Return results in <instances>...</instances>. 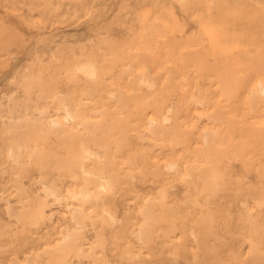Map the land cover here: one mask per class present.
Returning <instances> with one entry per match:
<instances>
[{
  "label": "rangeland",
  "instance_id": "obj_1",
  "mask_svg": "<svg viewBox=\"0 0 264 264\" xmlns=\"http://www.w3.org/2000/svg\"><path fill=\"white\" fill-rule=\"evenodd\" d=\"M221 22H223L222 25ZM217 24L220 25L219 28ZM225 27L230 28L231 31H236L239 27V31L231 33L226 28L227 32L229 30L226 33L223 30ZM241 27L243 30L240 29ZM212 28H215L214 33L217 35L210 32ZM249 28H251L250 31ZM263 28L264 0H0V264H53L56 262V257L57 259L63 257V262L61 261L60 264H264V146H262L264 137L253 136V138L246 137L245 139L243 136L244 132L253 133L261 129L258 128L260 125H264V101L260 100L259 104L251 108L245 102L246 92L244 93V90L239 87V78L250 74L251 65L257 59L264 60ZM224 31L226 34L223 33ZM226 37H229V41H226ZM223 42L225 44L227 42L226 47ZM237 42L241 44V47ZM219 46L222 47L219 48ZM140 52L144 54V58L147 56L145 60L148 61L142 68L133 61L135 57L143 56L138 55ZM247 52L252 55L249 53L246 57ZM88 54L96 56L106 69L107 73L104 72L103 77L105 84L108 85L105 86L103 82L102 86L105 88L100 87L102 92H99L101 91L99 88L95 94H89V96L88 94L82 95L80 89L81 93L80 91L78 93L77 89H82V87L68 75L73 60L78 57L83 58ZM249 55L251 58L253 56L254 60ZM238 58L244 60L241 61ZM129 62H132L133 66ZM221 68L227 75L225 91L218 87L222 82H220L217 71ZM143 70H148L152 76H160L156 78L158 86L154 89L155 91L153 90L154 92L145 90L139 98H135L134 94L132 95V89L127 87L129 86L126 83L129 80L127 72H134L133 75H138ZM207 72L212 75H208ZM121 73H126V75ZM162 77L163 82L166 79L164 83L160 81ZM217 78L220 81H217ZM122 80L124 81L121 82ZM111 89L116 96L110 94ZM69 91H73L74 94L70 95ZM106 92H109V95ZM76 94L79 95L76 96ZM90 95L93 97L91 98ZM121 95L124 102L117 101L118 96ZM80 96L84 107L81 106ZM110 96H112L111 99ZM63 97L69 99L73 107L76 108L79 105L83 119H89V116L93 119L95 114L90 111L96 113V109L106 107L107 101V106L112 108L132 110L141 108V106L146 108L148 114L145 117L144 126L147 125V120L154 111L152 109L157 106L159 99L167 100L164 101V107L173 104L175 114H179L178 119L176 117L170 124H167L168 133L162 134L163 137L161 134L159 138L151 134L150 138L138 139L135 136L138 131L132 132L135 133V141L139 140V146L148 151V162L150 161L148 173L121 178L111 194L112 197L108 195L110 200L108 202L96 204L93 201L86 202L83 207L84 216L78 222L72 215L77 207L76 199L71 197L69 192L72 189L73 179L62 170L59 172L60 169L54 164L56 155L71 153L68 150L69 139L64 141L66 138L62 135L63 133L58 134L57 131H51L45 127L42 130L41 126L40 128L39 125L34 124L38 116L63 117L64 113L60 108V99ZM106 97H108L107 101L102 100L107 99ZM218 100L221 104H218ZM85 103L92 104L89 106ZM93 105L96 109H93ZM85 108L88 112L87 110L85 112ZM216 108L230 122L226 121V124H229L228 128L224 122L219 125L218 130L217 124L214 126L208 118L207 114L214 112ZM40 110L47 111L41 113ZM33 126L34 132L32 131ZM205 127L214 128L213 130L217 131L215 145L219 150L214 152L210 159L199 157L194 150L201 146L198 139ZM36 129L40 131L37 132ZM170 129L171 131L176 129V133L174 134L173 131L170 133ZM26 130L32 134L29 136ZM26 135L31 137L30 140ZM43 135L47 140L43 139ZM13 137L16 139H12ZM155 139L158 141L156 142ZM240 139L243 140H241L242 143ZM15 140L23 143L22 148L16 150L20 156L19 161H15L10 155L11 146H16ZM64 143L68 145L65 146L66 148H64L66 145ZM259 143H261V149L258 146ZM113 144L112 147L115 146ZM225 147H229L228 155L226 152L225 155L223 154ZM34 148L38 151L34 152ZM57 148L60 149L57 150ZM126 150L128 146L123 149L125 155L121 153L123 157L128 152ZM36 152L39 154L42 152L43 155L48 153L47 157L52 159L49 161L46 158V162L37 163L30 157L37 154ZM119 158L122 157L119 156ZM167 161L176 162L175 169H168L165 163ZM215 161L219 162L220 171L222 170L218 177L220 184L215 188L203 189L201 181L198 180L199 184L195 187L197 177L196 175L188 176L186 166L194 163L201 167L203 163ZM156 163L160 165L161 171L165 170V173L155 172V169L159 168L156 167ZM153 164L156 166L154 167ZM46 186L52 188L54 193L47 191ZM145 188L148 189L145 190ZM142 205L143 208H141ZM39 207L43 209L44 221L41 218L42 220L39 219L35 224L31 221L26 222L28 218L25 215ZM147 207L150 208L152 217L147 221L143 236H139L141 225L146 224L143 210ZM106 209L110 211L111 216ZM85 226H88L87 229ZM73 231L81 233L77 234L76 242L81 249L76 250L78 254L72 250L70 253L62 254L61 252L60 255V250L55 251L54 249L62 240L64 233Z\"/></svg>",
  "mask_w": 264,
  "mask_h": 264
},
{
  "label": "bare ground",
  "instance_id": "obj_2",
  "mask_svg": "<svg viewBox=\"0 0 264 264\" xmlns=\"http://www.w3.org/2000/svg\"><path fill=\"white\" fill-rule=\"evenodd\" d=\"M184 1V0H183ZM234 1V0H233ZM247 1V0H246ZM191 2V1H190ZM193 2V1H192ZM209 2V1H208ZM207 2V3H208ZM219 2V1H218ZM217 2V3H218ZM222 2V1H221ZM195 3V2H194ZM227 2L225 1V4H226ZM183 4V3H182ZM213 4V3H212ZM220 6V5H219ZM222 6V5H221ZM197 7V6H196ZM228 7H231V6H228ZM251 7V6H250ZM188 8H190V6L188 7ZM218 8V7H217ZM220 8V7H219ZM224 8V7H223ZM211 9H213V7H211ZM245 9V8H244ZM220 10V9H219ZM239 10V9H238ZM253 10V9H252ZM193 11V10H192ZM191 11V12H192ZM231 12V11H230ZM233 12V11H232ZM246 12V11H245ZM193 13V12H192ZM227 13V12H226ZM249 14V13H248ZM192 15H194V14H192ZM221 15V14H220ZM199 16V15H198ZM194 17V16H193ZM207 17V16H206ZM205 17V18H206ZM228 17H230L229 15H228ZM218 18V17H217ZM255 18H257V17H255ZM165 19V18H164ZM220 19V18H219ZM223 20V19H222ZM207 21V20H206ZM205 21V22H206ZM216 21L218 22V20L216 19ZM214 22V21H213ZM226 22V21H225ZM212 23V22H211ZM215 23V22H214ZM227 23V22H226ZM243 23V22H242ZM223 24V22H221V25ZM240 24V23H239ZM259 24V23H258ZM183 25V24H182ZM206 25H208V24H206ZM205 25V26H206ZM213 25V24H212ZM238 25V24H237ZM151 26V25H150ZM170 26V25H169ZM202 26V25H201ZM205 26H204V28H205ZM217 26H218V24H217ZM226 26V25H225ZM148 27V26H147ZM207 27V26H206ZM220 27V25L218 26V28ZM258 27V26H257ZM204 28H203V30H204ZM208 28V27H207ZM206 28V29H207ZM226 28L227 29H229L230 30V28H228V27H225L223 30H225L226 31ZM232 28V27H231ZM132 29V28H131ZM234 29V28H233ZM232 29V30H233ZM236 29V28H235ZM238 29H239V27H238ZM236 30V31H239V30ZM241 30H243L242 29V27L240 28ZM264 29V28H263ZM156 30V29H155ZM175 30V29H174ZM214 30H215V28H212V29H210V32L212 33V34H215L214 33ZM229 30H228V32H229ZM251 30V28H249V31ZM252 30H253V27H252ZM256 30V29H255ZM193 31V30H192ZM209 31V30H208ZM225 31L223 32V33H225ZM231 31V30H230ZM236 31H231V33L232 32H236ZM247 31V30H246ZM153 32V31H152ZM216 32V31H215ZM219 32V34H220V31H218ZM227 31H226V33H228ZM150 33V32H149ZM174 33V32H173ZM181 33V32H180ZM207 33V32H206ZM205 33V34H206ZM225 33V34H226ZM218 34V35H219ZM146 35V34H145ZM150 35V34H149ZM207 35V34H206ZM215 35H217V34H215ZM224 35V34H223ZM148 36V35H147ZM209 36V35H208ZM232 36H233V34H232ZM236 36V35H235ZM251 36V35H250ZM145 37V36H144ZM149 37V36H148ZM153 37V36H152ZM190 37V36H189ZM217 37H219V36H217ZM252 37V36H251ZM149 38H151V37H149ZM235 38V37H234ZM239 38V37H238ZM263 38V37H262ZM212 39V38H211ZM214 39H215V37H214ZM229 39V37L227 38L226 37V41ZM242 39V38H241ZM246 39V38H245ZM148 40V39H147ZM193 40V39H192ZM216 40V39H215ZM234 40V39H233ZM233 40L231 41V43L233 42ZM235 40H236V38H235ZM243 40V39H242ZM251 40V39H250ZM194 41V40H193ZM209 41V40H208ZM213 41V43H214V40H212ZM219 41V40H218ZM223 41V40H222ZM229 41V40H228ZM253 41V40H252ZM257 41V40H256ZM201 42V41H200ZM203 42V41H202ZM210 42H211V40H210ZM234 42H236V41H234ZM241 42V41H240ZM250 42V41H249ZM212 43V42H211ZM224 43V42H223ZM238 44H239V42H237ZM236 43V44H237ZM262 43V42H261ZM134 44V43H133ZM170 44V43H169ZM173 44V43H172ZM202 44V43H201ZM216 44H218V43H216ZM215 44V45H216ZM225 44V43H224ZM228 44H229V42H228ZM243 44V43H242ZM116 45V44H115ZM124 45V44H123ZM122 45V46H123ZM126 45V44H125ZM124 45V46H125ZM129 45V44H128ZM135 45V44H134ZM197 45V44H196ZM214 45V44H213ZM233 45H235V44H233ZM232 45V47H234ZM240 45V47H241V44H239ZM256 45V44H255ZM200 46V45H199ZM204 46V45H203ZM212 46V45H211ZM224 46V45H223ZM227 46V42H226V44H225V47ZM235 46H237V45H235ZM243 46V45H242ZM127 47H129V46H127ZM143 47V46H142ZM174 47H175V45H174ZM195 46H193V48H194ZM205 47V46H204ZM210 47V46H209ZM213 47V46H212ZM220 47H222V46H219V48ZM224 47V48H225ZM232 47H231V49H232ZM245 47H246V45H245ZM255 48H256V46H254ZM260 47H262V46H260ZM141 48V47H140ZM165 48V47H164ZM195 48H197V46L195 47ZM203 48V47H202ZM217 48V47H216ZM228 48V47H227ZM227 48H226V51H227ZM258 48H259V46H258ZM257 48V49H258ZM120 49V48H119ZM188 48H186V50H187ZM205 49V48H204ZM214 49H215V47H214ZM223 48H221V50H222ZM228 49H230V47L228 48ZM241 49V48H240ZM239 49V50H240ZM243 49V48H242ZM263 49V48H262ZM112 50V49H111ZM191 50V49H190ZM211 50V49H210ZM219 50V49H218ZM237 50V49H236ZM238 50V51H239ZM256 50V49H255ZM206 51V49L204 50V52ZM224 51H225V49H224ZM143 52V51H142ZM142 52H140V53H138V55H143V56H137V57H135L134 58V62L138 65V67H140V68H142V67H144V66H146V63H148V61L146 62V58H147V56H146V58H144L145 56H144V54L146 55V53H142ZM130 53V52H129ZM222 53H223V51H222ZM238 53V52H237ZM245 53V52H244ZM250 53V52H249ZM248 52L245 54L246 55V57H247V54H249ZM134 54H136V53H134ZM211 54H212V52H211ZM61 55V54H60ZM148 55V54H147ZM194 55V54H193ZM244 55V56H245ZM250 55H252L251 53H250ZM250 55H249V57H250ZM171 56V55H170ZM187 56V55H186ZM198 56H199V54H198ZM197 56V59L200 57H198ZM211 56H213V55H211ZM216 57H217V55H215ZM100 57V56H99ZM106 57V56H105ZM128 57H130V56H128ZM149 57V56H148ZM248 57V58H249ZM251 58V57H250ZM253 58V59H252ZM252 60H254V57L252 56ZM110 59V58H109ZM146 59V60H145ZM239 59V58H238ZM241 59V58H240ZM239 59V60H240ZM256 59V58H255ZM261 59V58H260ZM112 60H114L113 58H112ZM199 60H201V59H199ZM217 60H218V58H217ZM242 60H244V59H241V61ZM246 60V59H245ZM116 61V60H115ZM130 61V60H129ZM219 61V60H218ZM248 61V60H247ZM72 62V61H71ZM111 62V61H110ZM114 62V61H113ZM117 62V61H116ZM152 62V61H151ZM177 62V61H176ZM192 62V61H191ZM190 62V63H191ZM235 62V61H234ZM239 62V61H238ZM246 62V61H245ZM249 62V61H248ZM251 62V61H250ZM255 62V61H254ZM130 63V62H129ZM132 63V62H131ZM130 63V64H131ZM188 63V62H187ZM186 63V64H187ZM194 63H195V61H194ZM200 63H202V61L200 62ZM199 62H198V64H200ZM220 63V62H219ZM240 63V62H239ZM244 63V62H243ZM253 63V62H252ZM68 65H69V63H67ZM71 64V63H70ZM106 64V63H105ZM110 64V63H109ZM133 64V63H132ZM131 64V66H133ZM192 64V63H191ZM251 64V63H250ZM249 64V65H250ZM123 65V64H122ZM153 65V64H152ZM202 65H203V63H202ZM205 65V64H204ZM221 65V64H220ZM127 66H129V65H127ZM126 66V67H127ZM131 66H130V68H131ZM136 66V65H135ZM184 66V65H183ZM190 66V65H189ZM192 66V65H191ZM227 66V65H226ZM71 68H70V71H69V73H68V75H70V77L72 78V79H74V81L76 80L77 82H78V84L80 85V87H82V89L81 88H78L77 90V92L79 93V91L80 90H82V95H85V94H88V96H89V94H95L98 90H99V88L102 86V84H103V82H104V77H103V75H104V72H105V70L106 69H104V67H103V65L101 64V62L97 59V57L96 56H94V55H91V54H88V55H86V56H84L83 58H81V57H78L76 60H73V62H72V66H70ZM186 67V66H185ZM188 67V66H187ZM248 67V66H247ZM120 68V67H119ZM132 68H134V67H132ZM212 68V67H211ZM214 68V67H213ZM217 68V67H216ZM222 68H223V66H222ZM220 69V70H218L217 71V73L219 74V78H220V80L217 78V81L219 80L220 82H222L218 87L219 88H221V89H223V91H225L226 90V85H225V78H226V73L224 72V69ZM242 68V67H241ZM68 68L66 67V70H67ZM107 69H110V68H108L107 67ZM123 69V68H122ZM248 68H246V70H247ZM131 70V69H130ZM196 70V69H195ZM207 70V69H206ZM242 70V69H241ZM118 71V70H117ZM127 71V70H126ZM210 71H213V70H210ZM249 71H250V74H247V75H243V76H241L240 78H239V87H241L243 90H244V93L246 92V99H245V102H247L250 106H251V108L252 107H255L257 104H259V101L260 100H263L264 101V60L263 59H261V60H256V62L255 63H253L252 65H251V67H250V69H249ZM121 72V71H120ZM135 72H136V70H135ZM138 72V71H137ZM141 72V71H140ZM169 72V71H168ZM105 73H107V72H105ZM110 73V72H109ZM161 73H162V71H161ZM206 72H204V75H206L205 74ZM112 74V73H111ZM122 74V73H121ZM126 75V73H123L122 75ZM127 74L129 75H127L128 76V79L129 80H125L126 81V83H128L129 84V86H127V87H129V88H131L132 89V91H133V93L132 92H130V93H132V95L134 94V96H135V98H139L140 97V95L143 93V91H153L154 89H156L157 88V86H158V80L156 79V78H158V77H160V76H152L149 72H148V70H143L141 73H135V74H138V75H133L134 74V72H127ZM207 74L209 75V74H211V73H208L207 72ZM68 75H66V76H68ZM160 75V74H159ZM198 75V74H197ZM196 75V76H197ZM200 75H201V73H200ZM212 75V74H211ZM109 76V75H108ZM117 75H115V77H116ZM168 76V75H167ZM186 76V75H185ZM195 76V77H196ZM216 77H217V75H215ZM105 77H106V75H105ZM109 77H111V76H109ZM108 77V78H109ZM119 76H117V78H118ZM164 77V76H163ZM163 77H162V79L160 80V81H162V83H164L165 81H166V79L164 80V82H163ZM170 77V76H169ZM187 77V76H186ZM198 77V76H197ZM210 77V76H209ZM24 78V77H23ZM65 78H67L68 79V77H65ZM123 78V77H122ZM214 78V77H213ZM119 80H121L120 79V77L118 78ZM118 79H117V81H118ZM123 79H125V78H123ZM127 79V78H126ZM108 80V79H107ZM172 80V79H171ZM66 81V80H65ZM73 81V82H74ZM109 81V80H108ZM108 81H106V83L108 82ZM124 80H122L121 82H123ZM205 81V80H204ZM31 82V81H30ZM33 82V81H32ZM72 82V83H73ZM110 82H111V80H110ZM113 82H114V79H113ZM119 82V81H118ZM117 82V83H118ZM130 82V83H129ZM180 82V81H179ZM27 83V82H26ZM115 83V82H114ZM125 83V84H126ZM211 83V82H210ZM21 84V83H20ZM32 84V83H31ZM39 84V83H38ZM68 84V83H67ZM77 84V83H76ZM77 84V85H78ZM104 84H105V82H104ZM204 84V83H203ZM202 84V85H203ZM229 84V83H228ZM36 85V84H35ZM40 85V84H39ZM73 84H71V86H72ZM107 84H105V86H106ZM160 85H161V83H160ZM194 85H195V83H194ZM205 85V84H204ZM213 85V84H212ZM27 86V85H26ZM75 86V85H74ZM108 86V85H107ZM118 86H120V85H118ZM79 87V86H78ZM161 87H163V85L161 86ZM189 87V86H188ZM187 87V88H188ZM218 87H216L217 89H218ZM32 88V87H31ZM69 88V87H68ZM75 88V87H74ZM76 88H77V86H76ZM105 87H103L102 86V89H104ZM115 88V87H114ZM119 88H121V87H119ZM167 88H169V86L167 87ZM166 88V89H167ZM204 88V87H203ZM212 88V87H211ZM49 89V88H48ZM80 89V90H79ZM101 89V88H100ZM102 89H101V91H99V92H102ZM107 89H108V87H107ZM110 89V88H109ZM208 89V88H207ZM239 89V88H238ZM241 89V90H242ZM50 90V89H49ZM53 90V89H52ZM72 90V89H71ZM74 90H76V89H74ZM73 90V91H74ZM112 90V89H111ZM185 90H186V88H185ZM199 90V89H198ZM219 90V89H218ZM217 90V91H218ZM73 91H69V93H70V95L71 94H74L75 93V91H74V93H73ZM105 91H106V89H105ZM110 91V90H109ZM117 91V90H116ZM155 91V90H154ZM153 91V92H154ZM157 91H159V90H157ZM157 91H156V93H157ZM168 91H169V89H168ZM174 91V90H173ZM188 90H186V92H187ZM221 92H222V90H220ZM76 92V93H77ZM128 92V91H127ZM164 92V91H163ZM170 92H171V90H170ZM186 92H185V94H186ZM227 92H228V90H227ZM241 92V91H240ZM30 93V92H29ZM80 93H81V91H80ZM108 95H109V92H106ZM130 93H128V94H130ZM148 93V92H147ZM146 93V94H147ZM152 93V92H151ZM151 93L149 94V96L151 95ZM176 93V92H175ZM28 94V93H27ZM52 94V93H51ZM110 94L111 95H113V96H116V93L115 92H113V90H112V92H110ZM167 94H168V92H167ZM173 94V93H172ZM179 94V93H178ZM223 94V93H222ZM47 95V94H46ZM69 95V96H70ZM79 95V94H78ZM77 94H76V96H78ZM98 95V94H97ZM101 95H103V93L101 94ZM118 95V94H117ZM126 95V94H125ZM124 95V96H125ZM189 95V94H188ZM194 95V94H193ZM212 95V94H211ZM213 95H215V94H213ZM68 96V95H67ZM66 96V97H67ZM87 96V95H86ZM100 96V95H99ZM146 96V95H145ZM164 96V95H163ZM81 97V96H80ZM79 97V98H80ZM90 97L92 98L93 96H91L90 95ZM111 97L112 96H110V99H111ZM131 97V96H130ZM186 97V96H185ZM215 97V96H214ZM243 97V96H242ZM55 98V97H54ZM64 98V97H63ZM61 98L60 99V108L63 110V117H56V116H52V117H49V118H43V117H41V116H38V117H36V121L34 120V124H35V126L36 125H39V127L42 129V130H44L45 128L47 129H50L51 131H57V133L58 134H60V133H63L62 135H64L65 136V140L64 141H67V139H69V146L66 144V143H64V144H66V145H64V148H66L65 146H68L69 148H68V150L71 152V153H69V154H67V155H56V163H54L56 166H57V168L58 169H60V170H58L59 172L62 170L64 173H66L68 176H70V178L71 179H73V182L71 183L72 185V189H70L69 190V192H70V194H71V197H73L74 199H76L75 200V202H76V205H77V207L75 208V210H74V212H73V217L77 220V222L78 221H81V218L84 216V211H83V207L85 206V204H86V202H88V201H93V202H95V204L96 203H98V202H103V203H105V202H108V201H110L109 200V196L110 197H112L111 196V194L114 192V190H115V187H116V185L118 184V182L120 181V179L121 178H123L124 176H131V177H135L137 174H147L148 173V171H149V169H148V163L150 162H148V151H145V150H143L142 148H141V146H139V140L138 141H135L136 139L134 138V135H135V133H132V132H134V130L136 131H138V133H136L137 135H135V136H137L138 137V139L139 138H148L151 134L153 135V134H155V135H157L156 137L157 138H159V135L161 134H164V133H168V129H167V124H170L176 117H177V119L179 118V114H175V112H174V106H173V104H168L166 107H164V101H167V100H164V101H161L160 99L158 100V102H157V106L156 107H154V109H152V110H154L153 112H152V116H150L149 118H148V120H147V125L146 126H144V124L146 123V122H144L145 121V117H146V115L148 114V111H147V109L146 108H144L143 106H141V108H136L135 110H132V109H130V108H118V107H116V108H112V107H110V106H107L108 105V97H106L107 99H102V100H105V101H107V105H106V107H104V108H99V109H96L95 108V105H93V109H96V113H93V111L91 110H89L90 112H92V114H95L94 115V118L93 119H91V117L89 116V119H83V117L81 116V108L80 107H73V105H72V103H71V101L69 100V99H67V98ZM74 98V97H73ZM73 98L71 99L72 101H73ZM118 100L117 101H125V100H123V98H122V95L121 96H118ZM145 98V97H144ZM150 98V97H149ZM162 98V97H161ZM205 98H206V96H205ZM224 98V97H223ZM239 98V97H238ZM244 98V97H243ZM113 99V98H112ZM130 99V98H129ZM132 99V98H131ZM130 99V100H131ZM134 99V98H133ZM132 99V100H133ZM187 99H189V98H187ZM196 99V98H195ZM209 99V98H208ZM75 100H78V99H75ZM82 97H81V99H80V101H81V106L83 105V103H82ZM86 100V99H85ZM96 100H97V98H96ZM149 99H147V101H148ZM200 100V99H199ZM201 100H203V99H201ZM235 100V99H234ZM239 100V99H238ZM100 101V100H99ZM98 101V102H99ZM145 101V100H144ZM146 101V102H147ZM154 101V100H153ZM188 101V100H187ZM196 101H197V99H196ZM205 101V100H204ZM207 101V100H206ZM219 101L220 100H218V104H221V103H219ZM236 101V100H235ZM92 102H94V101H92ZM146 102H144V103H146ZM155 102V101H154ZM154 102H153V104H154ZM213 102V101H212ZM76 103H77V101H76ZM76 103H74L73 102V104H76ZM102 103V102H101ZM144 103H143V105H144ZM194 103V102H193ZM201 104H202V101L200 102ZM207 103H208V101H207ZM86 104V103H85ZM90 104H92V103H87L86 105H89L90 106ZM97 104V103H96ZM103 104V103H102ZM101 104V105H102ZM156 104V103H155ZM23 105V104H22ZM104 105V104H103ZM111 105V104H110ZM114 105V104H113ZM224 105V104H223ZM240 105H241V103H240ZM25 106V105H24ZM85 106V105H84ZM84 106H82V107H84ZM121 106H123V104L121 105ZM136 106V105H135ZM242 106V105H241ZM134 107V106H133ZM190 107V106H189ZM206 107V106H205ZM204 107V108H205ZM236 107V106H235ZM259 107V106H258ZM92 108V107H91ZM147 108H149V106L147 107ZM250 108V107H249ZM177 109V108H176ZM187 109V108H186ZM86 110H87V112H88V109H86L85 108V112H86ZM149 110V109H148ZM243 110V109H242ZM47 111V110H46ZM45 110H40V112L41 113H45L46 112ZM182 111V110H181ZM181 111H180V113H181ZM184 111V110H183ZM182 111V112H183ZM190 111V110H189ZM214 112H211L210 114H207L209 117L208 118H210L211 120V122L213 123V125L215 126L216 124V126H217V128H218V130H219V125H221L222 123H224L225 122V125L227 126V125H229V124H226V121H227V119H225V117H223L221 114H220V110L218 109V108H216L215 110H213ZM83 112H84V110H83ZM82 112V113H83ZM89 112V113H90ZM150 113V112H149ZM239 113V112H238ZM244 113V112H243ZM255 113V112H254ZM85 114H87V113H85ZM91 114V113H90ZM186 114H187V111H186ZM257 114V113H256ZM84 115V114H83ZM190 115V114H189ZM198 116H199V114H197ZM186 116V115H185ZM201 116V115H200ZM244 116H242V118H243ZM181 118V117H180ZM227 118V117H226ZM241 118V119H242ZM199 119V118H198ZM203 119V118H202ZM38 120V121H37ZM192 120V119H191ZM203 121V120H202ZM209 121V120H208ZM241 121V120H240ZM28 122V121H27ZM30 122H32L31 120H30ZM177 122V121H176ZM175 122V123H176ZM193 122H195V120L193 121ZM228 122V121H227ZM242 122V121H241ZM178 123V122H177ZM179 123H181V122H179ZM186 123V122H185ZM184 123V124H185ZM228 123H230V122H228ZM232 123V122H231ZM22 124V123H21ZM183 124V123H182ZM181 124V125H182ZM197 124V123H196ZM208 124V123H207ZM22 125H24V124H22ZM27 125H29V124H27ZM177 125V124H176ZM200 125V124H199ZM224 125V124H223ZM223 125H222V127H223ZM31 127V126H30ZM43 127H45V128H43ZM173 127V126H172ZM175 127V126H174ZM178 127H179V125H178ZM186 127V126H185ZM8 128V127H7ZM29 128V127H28ZM226 128V127H225ZM227 128H228V126H227ZM258 128H261V129H259V130H256L255 132L253 131V133L252 132H244V134L243 133H240L241 135L243 134V136H245V139H246V137L247 138H249V137H251V138H253V136L254 137H256V136H258V137H261L262 138V136L264 137V125H260ZM257 128V129H258ZM9 129V128H8ZM33 129H34V126L32 127V131H33ZM179 129H180V127H179ZM201 129H202V127H201ZM214 128H210V127H205V128H203V130L200 132V135H199V139H198V141H200L201 142V146H199V147H197L196 149H194L195 150V152H196V154L199 156V157H203V158H208V159H210V157L211 156H213L212 154L214 153V152H216L217 150H219L217 147H216V145H215V141H216V139H217V135H216V132L217 131H215V130H213ZM254 129H255V127H254ZM27 130H29V129H27ZM26 130V131H27ZM249 130V129H248ZM2 131H3V129H2ZM1 131V132H2ZM22 131V130H21ZM25 131V132H26ZM31 131V130H30ZM31 131V132H32ZM35 131V130H34ZM33 131V132H34ZM36 131H37V129H36ZM40 131V130H39ZM39 131H37V132H39ZM48 131V130H47ZM51 131H49V132H51ZM170 131V133L173 131H171V129L169 130ZM181 131V130H180ZM189 131V130H188ZM199 131V130H198ZM223 131V130H222ZM236 131V130H235ZM240 131V130H239ZM12 132V131H11ZM28 132V131H27ZM45 132V131H44ZM226 132V131H225ZM224 132V133H225ZM29 133V136L32 134V133H30V132H28ZM40 133H43V132H40ZM56 133V134H57ZM173 133L175 134L176 133V129H174V131H173ZM185 133V132H184ZM198 133V132H197ZM36 134V133H35ZM38 135H39V133H37ZM53 134H54V132H53ZM192 134H193V132H192ZM219 134V133H218ZM223 134V133H222ZM221 134V135H222ZM231 134H233V133H231ZM14 135V134H13ZM34 135V134H33ZM32 135V136H33ZM155 135H153V136H155ZM169 135V134H168ZM181 135V134H180ZM18 136V135H17ZM29 136L28 135H26V137H28L29 138ZM44 136L45 135H43V139H45V140H47L46 138H44ZM48 136V135H47ZM223 136V135H222ZM25 137V136H24ZM34 137V136H33ZM41 137H42V135H41ZM46 137V136H45ZM136 137V138H137ZM161 137H163V135L161 136ZM183 137V136H182ZM226 137V136H225ZM242 137V136H241ZM28 138H27V140H28ZM31 138V137H30ZM30 138H29V140H30ZM38 138V137H37ZM62 138V137H61ZM64 138V137H63ZM134 138V139H133ZM150 138V137H149ZM164 138H166V136L164 137ZM188 138V140H189V137H187ZM12 139H16V138H12ZM17 139H18V137H17ZM25 139V138H24ZM57 139V138H56ZM154 139V138H153ZM152 139V141H154ZM161 139H163V138H161ZM169 139H170V136H169ZM168 139V140H169ZM179 139V138H178ZM224 139H226V138H224ZM223 139V140H224ZM234 139V138H233ZM7 140H8V138H7ZM10 140V139H9ZM26 140V141H27ZM50 140V139H49ZM147 140V139H146ZM156 140V139H155ZM173 140V139H172ZM222 140V141H223ZM232 140V139H231ZM242 139H240V141H241ZM262 140V139H261ZM20 140H18V142H16V140L14 141V142H16V146H14L13 147V143L11 144L12 146H11V150H10V155L14 158V160L15 161H19L20 160V156H19V154L18 153H16V150L17 149H21L22 148V141H20ZM60 141H62L61 139H60ZM59 141V142H60ZM144 141V140H143ZM151 141V140H150ZM151 141V142H152ZM158 140H156V142H157ZM163 141V140H162ZM170 141V140H169ZM174 141V140H173ZM177 141V140H176ZM180 141V140H179ZM230 141V140H229ZM243 141V140H242ZM242 141H241V143H242ZM262 141H264V140H262ZM12 142V141H11ZM33 142H35V141H33ZM155 142V141H154ZM160 142V141H159ZM248 142V141H247ZM36 143H38V142H36ZM112 143H114L115 144V146H113L112 147ZM142 143V142H141ZM153 143V142H152ZM166 143V142H165ZM178 143V142H177ZM220 143V142H219ZM221 143H223V142H221ZM240 143V144H241ZM47 144V143H46ZM113 144V145H114ZM151 144V143H150ZM232 144V143H231ZM260 144L261 143H259V145L258 146H260ZM264 143L262 142V146H264L263 145ZM15 145V144H14ZM59 145V144H58ZM223 145H224V143H223ZM233 145V144H232ZM257 145V144H256ZM48 146V145H47ZM128 146V150H126V151H128L127 152V154H126V156H124L123 157V155H125L124 153H125V151L123 152V149H124V147H127ZM165 146V145H164ZM240 146V145H239ZM262 146H260V149H261V147ZM39 147V146H38ZM42 147V146H41ZM56 147V146H55ZM148 147V146H147ZM146 147V148H147ZM157 147V146H156ZM25 148V147H24ZM100 148H103L104 150L102 151ZM195 148V147H194ZM229 148V147H228ZM228 148H226L225 147V149H223L224 150V152H223V154L226 152V154L228 153V151H229V149ZM35 149V148H34ZM39 149H40V147H39ZM60 149V148H59ZM58 148H57V150H59ZM126 149V148H125ZM149 149V148H148ZM248 149V148H247ZM255 149H257V148H255ZM67 150V149H66ZM231 150V149H230ZM239 150V149H238ZM251 150H252V148H251ZM35 151H38V149L36 150H34V152ZM40 151V150H39ZM44 151V150H43ZM166 151V150H165ZM33 152V153H34ZM67 152V151H66ZM150 152V151H149ZM158 152V151H157ZM193 152V151H192ZM221 152H222V150H221ZM246 152V151H245ZM261 152V151H260ZM37 154H33V155H31L30 157H31V160L33 159V160H35V162H39V163H44V162H46L47 161V159H49V161H50V159H52L51 157H47V154L48 153H44V155L46 154V156H44L43 155V153L41 154H39V152H36ZM121 153H123V155L121 154ZM152 153V152H151ZM191 153V152H190ZM217 153H219V152H217ZM243 153V152H242ZM168 154V153H167ZM186 154V153H185ZM235 154H237V152H235ZM234 154V155H235ZM251 154V153H250ZM9 155V154H8ZM154 155H155V153H154ZM175 155H176V153H175ZM190 155V154H189ZM194 155V154H193ZM225 155V154H224ZM228 155V154H227ZM243 155H245V154H243ZM253 155V154H252ZM48 156H49V154H48ZM122 157L120 160L118 159V157ZM164 156V155H163ZM251 156V155H250ZM126 157V158H125ZM253 157V156H252ZM256 157V156H255ZM47 158V159H46ZM150 158V157H149ZM218 158V157H217ZM216 158V159H217ZM220 158V157H219ZM236 158V157H235ZM250 158V157H249ZM189 159V158H188ZM251 159V158H250ZM249 159V160H250ZM262 159V158H261ZM218 160H220V159H218ZM180 161V160H179ZM186 161V160H185ZM248 161V160H247ZM252 161V160H251ZM154 162V161H153ZM152 162V163H153ZM184 162V161H183ZM17 163H19V162H17ZM21 163V162H20ZM155 163V162H154ZM166 163V167L168 168V169H175V167H176V162H173V161H167V162H165ZM177 163H178V161H177ZM179 164H180V162H179ZM183 164V163H182ZM181 164V165H182ZM243 164V163H242ZM154 165V164H153ZM157 165V166H156ZM156 165H154V167L156 166V167H159L160 165H158L157 163H156ZM185 165H187V164H185ZM35 166V165H34ZM45 166V165H44ZM47 166V165H46ZM182 166H184V164L182 165ZM201 167H198V165H196V164H188L187 166H186V169H187V175L188 176H195L196 175V180H195V187H197L198 186V184H199V182H198V180L199 181H201L200 183H201V185H202V188L203 189H208V188H210V187H216V186H218L219 184H220V182H219V179H218V177H219V175H220V173H221V171H220V165H219V162L218 161H215V162H211V163H203L202 165H200ZM18 167V166H17ZM150 167V166H149ZM227 168V167H226ZM56 169V168H55ZM166 169V168H165ZM182 169V168H181ZM180 169V170H181ZM20 170V169H19ZM158 170V171H157ZM155 169V172L157 173V174H159V173H161V172H163V173H165V170L163 169L162 171H161V167H159L158 169ZM24 171V170H23ZM45 171V170H44ZM249 171V170H248ZM264 171V170H263ZM48 172H50V171H48ZM48 172H46V173H48ZM54 172V171H53ZM63 172H62V174H63ZM167 172H170V171H167ZM173 173H174V171H172ZM183 172V171H182ZM224 172V171H223ZM177 173L178 172H176V173H174V174H176L177 175ZM27 174V173H26ZM61 174V173H60ZM179 175H180V173H178ZM260 174V173H259ZM166 175H169V173L167 174L166 173ZM178 175V176H179ZM143 175H141V177H142ZM144 177H145V175H144ZM164 177V176H163ZM168 177V176H167ZM224 177V176H223ZM153 178H155V177H153ZM162 178V177H161ZM175 178V177H174ZM179 178V177H178ZM181 178V177H180ZM188 178V177H187ZM191 178V177H190ZM236 178V177H235ZM156 179V178H155ZM176 179V178H175ZM255 179V178H254ZM150 180V179H149ZM149 180H147V181H149ZM180 180V179H179ZM183 180V179H182ZM241 180V179H240ZM64 181V180H63ZM194 181V180H193ZM192 181V182H193ZM245 181V180H244ZM247 181H249V180H247ZM246 181V182H247ZM122 182V181H121ZM141 182V181H140ZM156 182V181H155ZM52 183V182H51ZM167 183V182H166ZM170 183V182H169ZM182 183V182H181ZM244 183V182H243ZM60 184V183H59ZM46 185V184H45ZM154 185V184H153ZM152 185V186H153ZM168 186H169V184H167ZM200 185V186H201ZM241 185V184H240ZM247 185V184H246ZM248 185H249V183H248ZM255 185V184H254ZM143 186V185H142ZM254 187V186H253ZM185 188V187H184ZM198 188H200V187H198ZM219 188V187H218ZM46 189H47V191H49V192H51V193H54V190L52 189V188H50V187H48V186H46ZM45 189V190H46ZM68 189H69V187H68ZM120 189V188H119ZM148 189V188H147ZM146 188H145V190H147ZM195 189V188H194ZM193 189V190H194ZM217 189V188H216ZM58 190V189H57ZM57 190H56V192H57ZM250 191V190H249ZM194 192V191H193ZM196 192V191H195ZM198 192V191H197ZM221 192V191H220ZM243 192V191H242ZM245 193V192H244ZM47 194V193H46ZM137 194V193H136ZM135 194V195H136ZM231 194H232V192H231ZM52 195V194H51ZM60 195V194H59ZM58 195V196H59ZM109 195V196H108ZM130 195V194H129ZM192 195V194H191ZM39 196V195H38ZM48 196V195H47ZM62 196V195H61ZM138 196V195H137ZM141 196V195H140ZM159 196V195H158ZM227 196V195H226ZM244 196V195H243ZM36 197V196H35ZM142 197H144V196H142ZM164 196H162V198H163ZM245 197V196H244ZM37 198V197H36ZM150 198V197H149ZM183 198V197H182ZM221 198V197H220ZM242 197H240V199H241ZM254 198V197H253ZM259 199H260V197H258ZM17 199V198H16ZM43 199V198H42ZM112 199V198H111ZM139 199H141V198H139ZM148 199V198H147ZM203 199V198H202ZM252 199V198H251ZM118 200V199H117ZM180 200V199H179ZM226 200H227V197H226ZM254 200V199H253ZM261 200V199H260ZM263 200V199H262ZM50 201V200H49ZM125 201V200H124ZM132 201V200H131ZM113 202V201H112ZM180 202V201H179ZM206 202V201H205ZM214 202V201H213ZM114 203H115V201H114ZM131 203V202H130ZM157 203V202H156ZM193 203V202H192ZM258 203V202H257ZM256 203V204H257ZM28 204V203H27ZM102 204V203H101ZM108 204V203H107ZM110 204H112V203H110ZM124 204V203H123ZM136 204H137V202H136ZM144 204H145V202H144ZM143 204V205H144ZM147 204V203H146ZM41 205V204H40ZM143 205L141 206V208H143ZM151 205H152V203H151ZM172 205V204H171ZM184 205V204H183ZM223 205H224V203H223ZM42 206V205H41ZM79 206V207H78ZM99 206V205H98ZM119 206V205H118ZM176 206V205H175ZM190 206V205H189ZM130 207V206H129ZM187 207V206H186ZM127 208V207H126ZM134 208V207H133ZM138 208V207H137ZM136 208V209H137ZM177 208V207H176ZM219 208H221V207H219ZM243 208V207H242ZM104 209V208H103ZM129 209V208H128ZM139 209V208H138ZM167 209V208H166ZM169 209V208H168ZM187 209V208H186ZM200 209V208H199ZM205 209V208H204ZM261 209V208H260ZM170 210V209H169ZM139 211V210H138ZM172 211V210H171ZM186 211H188V210H186ZM106 212H108V214L111 216V214H110V211L109 210H107L106 209ZM118 212V211H117ZM142 212V211H141ZM178 212V211H177ZM201 212V211H200ZM239 212V211H238ZM18 213V212H17ZM104 213V212H103ZM143 213H144V215H145V218H146V224L145 223H143L142 225H141V231L140 232H138V233H135V234H138L139 236H143V234L145 233V230H146V225H147V221L152 217V213H151V210H150V208H145L144 210H143ZM173 213H174V211H173ZM185 213V212H184ZM189 213V212H188ZM248 213V212H247ZM23 214V213H22ZM86 214V213H85ZM114 214V213H113ZM175 214V213H174ZM25 215V214H24ZM24 215H22V216H24ZM45 215V214H44ZM47 215V214H46ZM45 215V216H46ZM87 215V214H86ZM90 215H92V214H90ZM97 215V214H96ZM172 215V214H171ZM170 215V216H171ZM176 215V214H175ZM187 215V214H186ZM241 215V214H240ZM264 215V214H263ZM27 218H28V220L26 221V222H28V221H31V222H33L32 224H35V222H37L39 219L40 220H42L43 218H42V216H43V209H42V207H39V208H37V209H35L34 211H30L29 213H27V215H25ZM69 216V215H68ZM94 216V215H93ZM98 216V215H97ZM131 216V215H130ZM143 216V215H142ZM163 216V215H162ZM177 216V215H176ZM239 216V215H238ZM86 217V216H85ZM88 217V216H87ZM94 217H96V216H94ZM124 217V216H123ZM140 217V216H139ZM178 217V216H177ZM42 218V219H41ZM48 217H46V219H47ZM73 218V219H74ZM97 218H100V217H97ZM104 218V217H103ZM143 218H144V216H143ZM171 218V217H170ZM195 218V217H194ZM45 219V220H46ZM52 219V218H51ZM242 219H244V218H242ZM86 220V219H85ZM94 220V219H93ZM129 220V219H128ZM154 220V219H153ZM193 220V219H192ZM43 221H44V219H43ZM152 221V220H151ZM169 221V220H168ZM175 221V220H174ZM182 221H184V219L182 220ZM201 221V220H200ZM231 221V220H230ZM242 221V220H241ZM19 222V221H18ZM22 222V221H21ZM129 222V221H128ZM167 222V221H166ZM178 222V221H177ZM46 223V222H45ZM93 223V222H92ZM171 223V222H170ZM184 223H185V221H184ZM37 224H39V223H37ZM42 224V223H41ZM77 224V223H76ZM75 224V225H76ZM81 224H83V223H81ZM101 224V223H100ZM130 224V223H129ZM198 224V223H197ZM210 224V223H209ZM224 224H225V222H224ZM228 224V223H227ZM245 224V223H244ZM244 224H242V225H244ZM45 225V224H44ZM126 225H128V224H126ZM125 225V226H126ZM133 225V224H132ZM163 225V224H162ZM175 225V224H174ZM180 225V224H179ZM52 226H54L53 224H52ZM68 226V225H67ZM173 226V225H172ZM27 227H29V226H27ZM35 227V226H34ZM50 227V226H49ZM86 227V226H85ZM88 227V226H87ZM87 227H86V229H87ZM127 227V226H126ZM133 227V226H132ZM160 227H161V225H160ZM159 227V228H160ZM167 227V226H166ZM169 227H170V225H169ZM205 227V226H204ZM245 227H246V225H245ZM30 228V227H29ZM76 228H78V227H76ZM75 228V229H76ZM138 228V227H137ZM156 228V227H155ZM168 228V227H167ZM189 228H191V227H189ZM198 228V227H197ZM31 229V228H30ZM34 229V228H33ZM39 229V228H38ZM84 229V228H83ZM134 229V228H133ZM168 229H170V228H168ZM196 229V228H195ZM236 229V228H235ZM243 229V228H242ZM245 229V228H244ZM32 230V229H31ZM77 230V229H76ZM148 230H149V228H148ZM155 230V229H154ZM167 230V229H166ZM72 231V230H71ZM158 231V230H157ZM175 231H176V229H175ZM248 231V230H247ZM10 232V231H9ZM33 232V231H32ZM42 232V231H41ZM89 232V231H88ZM128 232V230L126 231V233ZM214 232V231H213ZM217 232V231H216ZM215 232V233H216ZM227 232V231H226ZM225 232V233H226ZM7 233V232H6ZM36 233V232H35ZM43 233H45V232H43ZM80 233V231L78 232V233H75L74 231L73 232H66V233H64L65 235L62 237V240L59 242V244H58V246L56 247V249H54L55 251L58 249V250H60L59 252H60V255H61V252H62V254L63 253H66V252H69L70 253V251H72V250H75V252H77L76 250H80L81 249V246H79V245H77L76 244V242H77V240H78V236H77V234H79ZM126 233H125V235H126ZM130 233V232H129ZM148 233V232H147ZM146 233V234H147ZM151 233V232H150ZM158 233V232H157ZM172 233V232H171ZM218 233V232H217ZM11 234V233H10ZM81 234V233H80ZM190 234V233H189ZM20 235H21V233H20ZM214 235V234H213ZM119 236V235H118ZM132 236H134L133 234H132ZM205 236V235H204ZM120 237V236H119ZM135 237V236H134ZM84 238V237H83ZM147 238V237H146ZM199 238V237H198ZM93 239V238H92ZM122 239V238H121ZM124 239V238H123ZM173 239V238H172ZM120 240V239H119ZM165 240V239H164ZM243 240V239H242ZM83 241H85V240H83ZM140 241V240H139ZM148 241H150V240H148ZM163 241V240H162ZM81 242V241H80ZM88 242V241H87ZM91 242V241H90ZM118 242V241H117ZM122 242V241H121ZM141 242V241H140ZM169 242V241H168ZM52 243V242H51ZM124 243V242H123ZM162 243V242H161ZM248 243H249V240H248ZM81 244V243H80ZM83 244V243H82ZM153 244V243H152ZM155 244V243H154ZM153 244V245H154ZM256 244V243H255ZM88 245V244H87ZM112 245V244H111ZM115 245V244H114ZM113 245V246H114ZM127 245V244H126ZM125 245V246H126ZM137 245V244H136ZM144 245V244H143ZM129 246V245H128ZM139 246V245H138ZM181 246V245H180ZM100 247V246H99ZM147 247H148V245H147ZM151 247V246H150ZM162 247V246H161ZM54 248V247H53ZM101 248V247H100ZM109 249V248H108ZM184 249V248H183ZM127 250V249H126ZM157 250V249H156ZM155 250V251H156ZM238 250V249H237ZM135 251H137V250H135ZM159 251V250H158ZM59 252H58V254H59ZM221 252V251H220ZM117 253V252H116ZM204 253V252H203ZM68 254V253H67ZM73 254V253H72ZM77 254H78V252H77ZM95 254V253H94ZM138 254V253H137ZM186 254V253H185ZM117 255H118V253H117ZM133 255V254H132ZM250 255V254H249ZM55 256H56V254H55ZM64 256H65V254H64ZM76 256H78V255H76ZM209 256V255H208ZM231 256V255H230ZM63 258V257H62ZM62 258H58L57 259V257L55 258V261L56 262H54L53 264H60V262L62 261L63 262V259ZM71 258V257H70ZM52 259H54V258H52ZM123 259V258H122ZM252 260V259H251ZM51 262V261H50ZM61 262V263H62ZM66 262V261H65ZM64 262V263H65ZM140 262V261H139ZM243 262V261H242ZM249 262V261H248ZM45 263V262H44ZM47 263V262H46ZM107 263V262H106Z\"/></svg>",
  "mask_w": 264,
  "mask_h": 264
}]
</instances>
